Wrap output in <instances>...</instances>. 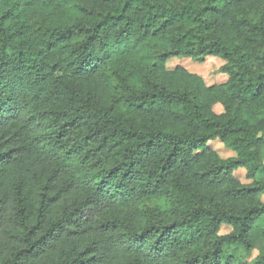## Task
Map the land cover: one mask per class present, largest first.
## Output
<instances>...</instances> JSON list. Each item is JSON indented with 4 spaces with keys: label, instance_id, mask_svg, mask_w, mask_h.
I'll list each match as a JSON object with an SVG mask.
<instances>
[{
    "label": "trees",
    "instance_id": "1",
    "mask_svg": "<svg viewBox=\"0 0 264 264\" xmlns=\"http://www.w3.org/2000/svg\"><path fill=\"white\" fill-rule=\"evenodd\" d=\"M263 197L264 0H0V264H264Z\"/></svg>",
    "mask_w": 264,
    "mask_h": 264
},
{
    "label": "rangeland",
    "instance_id": "2",
    "mask_svg": "<svg viewBox=\"0 0 264 264\" xmlns=\"http://www.w3.org/2000/svg\"><path fill=\"white\" fill-rule=\"evenodd\" d=\"M169 64V69H174L175 67H183L184 69L188 70L191 73L198 74L201 76L206 83V85H212V84H220L224 83L226 80V76L218 73V68L223 65V62L219 58H213V57H206L205 61L202 63L194 62L189 59H180V58H173L168 61L167 66ZM208 145H211L212 149H214L222 158H226L228 156H232L233 151L227 148H224L222 144H220L218 141L209 142ZM238 175V174H237ZM239 177H243V173L239 175ZM242 179V178H241ZM264 201V197L262 198ZM258 229H264V217L257 223ZM230 231L228 227H222L221 234H226ZM229 250L232 251V248ZM238 252V253H237ZM235 253V257L237 255L242 254V250L238 249ZM259 254L258 251H254L253 256L251 260L248 262L249 264L253 263L255 257Z\"/></svg>",
    "mask_w": 264,
    "mask_h": 264
}]
</instances>
